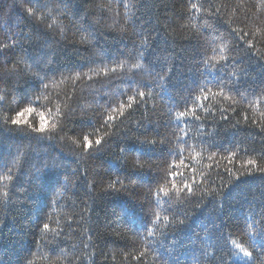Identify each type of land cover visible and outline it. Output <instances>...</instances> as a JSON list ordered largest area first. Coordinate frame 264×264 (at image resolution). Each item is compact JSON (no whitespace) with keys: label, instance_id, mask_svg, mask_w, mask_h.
<instances>
[{"label":"trees","instance_id":"16d2710c","mask_svg":"<svg viewBox=\"0 0 264 264\" xmlns=\"http://www.w3.org/2000/svg\"><path fill=\"white\" fill-rule=\"evenodd\" d=\"M27 2L0 0V264H264V0Z\"/></svg>","mask_w":264,"mask_h":264},{"label":"snow or ice","instance_id":"6c2138e0","mask_svg":"<svg viewBox=\"0 0 264 264\" xmlns=\"http://www.w3.org/2000/svg\"><path fill=\"white\" fill-rule=\"evenodd\" d=\"M26 3L28 4H31L29 2H27L26 0ZM195 7V6H193ZM25 13L27 14V16H29L31 19L35 20L36 19V11H39V8H34V7H26L24 9ZM240 40H244V37L243 36H239L238 37ZM249 45H251V42H249ZM14 46V45H13ZM8 46H5V50L7 49ZM13 77H18V72L15 68H7V67H3V68H0V84H6V85H10L12 82H13ZM10 81V82H9ZM216 83L218 85H222V82L221 81H216ZM8 93L6 92L5 93V96L4 97H0V104L4 103L5 100H6V97H7ZM139 95L141 97H144L146 94L144 92H140ZM129 99H132L131 97ZM199 99V98H197ZM33 109L31 107H26V108H23L21 111H18L16 112L15 116L14 117H10L8 122L11 123L12 125H23L25 124V120L23 119V115L25 113H30L32 112ZM194 113H195V110L192 109V110H185V111H181L178 113V119H183L185 117H188V116H194ZM111 119V118H110ZM55 127V126H53ZM32 132H35V133H42L45 131V122H44V117L42 115V119H41V125L40 127L38 128H34V129H31ZM61 131H63V128L61 129ZM187 135V134H185ZM83 145H82V148L84 149V151L88 154V155H92V150H93V144L91 142V140L89 139L88 136H84L83 137ZM105 141H102L101 139H96L95 140V148L94 150L95 151H100L101 148H103V144H104ZM187 141H185L186 143ZM157 142L156 141H152V145H155ZM123 151V150H122ZM232 155H235L234 153ZM53 163H55V161H53ZM245 164H247L249 166L248 168V174L251 175L253 173V169H255V171L259 172V173H262L264 174V168H261L257 165V161L256 160H253V159H249L247 161H245ZM170 177H175L177 174L174 173V172H170L168 174ZM204 179H207V177H204ZM239 179V177H237V180ZM196 184V186H199V182H193ZM117 184H123V181L120 179V178H117L110 186L113 188V189H116V185ZM173 187H175V185H173ZM185 188L187 189V194H188V197H193L195 196V191H194V188L191 184H185ZM118 191V189H116ZM223 190H224V185L222 184L217 190L215 193H210V195H222L223 194ZM171 210V209H170ZM157 219H159V217L157 216ZM165 220H167L168 218L167 217H164ZM180 224H183L184 221H179ZM41 227L44 229V230H47L49 228V224L47 223H43L41 225ZM149 235H151V230L149 229ZM237 248H240V245H236ZM241 251H243V249L241 248ZM147 253H141L136 259L137 261H141L143 259V257L146 255Z\"/></svg>","mask_w":264,"mask_h":264},{"label":"clouds","instance_id":"9594fccd","mask_svg":"<svg viewBox=\"0 0 264 264\" xmlns=\"http://www.w3.org/2000/svg\"><path fill=\"white\" fill-rule=\"evenodd\" d=\"M41 119H42V117H41Z\"/></svg>","mask_w":264,"mask_h":264}]
</instances>
